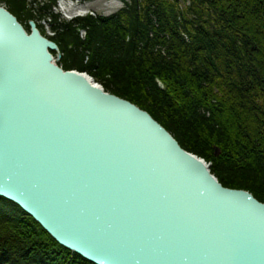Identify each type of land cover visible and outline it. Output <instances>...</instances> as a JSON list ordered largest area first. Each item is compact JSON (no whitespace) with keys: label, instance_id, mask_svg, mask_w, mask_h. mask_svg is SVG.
<instances>
[{"label":"water","instance_id":"obj_1","mask_svg":"<svg viewBox=\"0 0 264 264\" xmlns=\"http://www.w3.org/2000/svg\"><path fill=\"white\" fill-rule=\"evenodd\" d=\"M30 24L0 7V196L94 264H264V203Z\"/></svg>","mask_w":264,"mask_h":264},{"label":"trees","instance_id":"obj_2","mask_svg":"<svg viewBox=\"0 0 264 264\" xmlns=\"http://www.w3.org/2000/svg\"><path fill=\"white\" fill-rule=\"evenodd\" d=\"M128 1L110 16L61 24L52 15L62 68L87 72L147 111L210 162L223 186L264 202V0H182L184 8L178 0ZM55 2L47 0L43 17ZM5 5L22 25L34 18L26 0ZM0 264L94 263L0 197Z\"/></svg>","mask_w":264,"mask_h":264},{"label":"rangeland","instance_id":"obj_3","mask_svg":"<svg viewBox=\"0 0 264 264\" xmlns=\"http://www.w3.org/2000/svg\"><path fill=\"white\" fill-rule=\"evenodd\" d=\"M56 0L51 10H48L46 15L43 17L42 8L45 7L47 0H26V7L34 17L33 19H25L23 21V26L31 31V22H33L36 28L51 41L52 37L56 36L57 29H54V26H58L54 23L53 16H56L57 23H68L76 19L78 16H83L85 18L88 14L94 16H110L115 13H118L122 10L128 0ZM168 3H173L171 0H166ZM180 7H183L188 4V1L183 2L178 0ZM5 7V0H0V7ZM6 8V7H5ZM39 12L41 15H39ZM87 14V15H86ZM53 15V16H52ZM78 35L80 39L84 40L86 38V28H79ZM55 42V41H53ZM57 45V43L55 42ZM54 57V61L60 65V59L62 58L63 51L60 50L57 45V49L51 51ZM86 62V57L84 58ZM85 72V71H84ZM95 81V80H94ZM98 83V82H97ZM100 84V83H98ZM101 85V84H100ZM108 92V91H107ZM209 113H207L208 115ZM219 152L218 148H215V154ZM207 162V161H206ZM211 164L210 162H208Z\"/></svg>","mask_w":264,"mask_h":264}]
</instances>
